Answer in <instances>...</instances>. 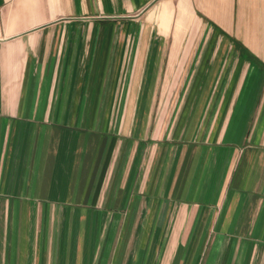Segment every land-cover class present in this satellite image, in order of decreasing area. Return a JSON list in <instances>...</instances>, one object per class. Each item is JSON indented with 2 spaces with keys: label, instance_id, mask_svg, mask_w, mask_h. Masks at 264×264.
Here are the masks:
<instances>
[{
  "label": "crops",
  "instance_id": "1",
  "mask_svg": "<svg viewBox=\"0 0 264 264\" xmlns=\"http://www.w3.org/2000/svg\"><path fill=\"white\" fill-rule=\"evenodd\" d=\"M0 264H264V0H0Z\"/></svg>",
  "mask_w": 264,
  "mask_h": 264
}]
</instances>
